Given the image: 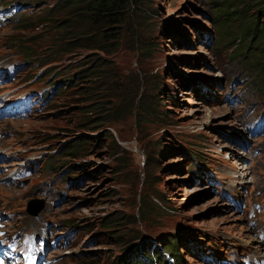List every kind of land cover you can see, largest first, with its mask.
Wrapping results in <instances>:
<instances>
[{
	"label": "rangeland",
	"instance_id": "1",
	"mask_svg": "<svg viewBox=\"0 0 264 264\" xmlns=\"http://www.w3.org/2000/svg\"><path fill=\"white\" fill-rule=\"evenodd\" d=\"M56 2L0 0V98L23 105L0 121L6 250L24 255L30 233L52 264H264V89L244 60L249 24L216 23L243 6L148 0L104 53L69 41L65 16L43 21ZM21 36L68 43L25 62Z\"/></svg>",
	"mask_w": 264,
	"mask_h": 264
},
{
	"label": "trees",
	"instance_id": "2",
	"mask_svg": "<svg viewBox=\"0 0 264 264\" xmlns=\"http://www.w3.org/2000/svg\"><path fill=\"white\" fill-rule=\"evenodd\" d=\"M146 1L148 0H57L55 5L42 18L47 25H51L54 24L53 20L57 15L65 16L67 18L65 20L66 27H70V30L73 29V33L67 34L69 41L72 38L75 40L82 39L93 45L94 50L109 53V48L121 43L124 30L128 27L133 14L136 12L135 10L140 9ZM228 2L232 6L231 8H234L235 5H241L243 6V10L236 12L237 14L231 13L230 15H226L225 13L230 7L222 5L217 10L219 12L216 23L219 25V29H222L237 19L242 20L243 17V22L249 24L244 28V35L241 38L249 40V44H253L254 47H249L251 49L250 55L247 56L245 54L244 60L249 65H252L251 69L257 75L256 79H261V86L264 89V20L260 21L259 17H249L246 19L247 14L244 12V8L248 5L259 7L258 14L264 12V0H228ZM38 26H26L21 31L26 34L30 29ZM70 35H73V37H70ZM39 41L41 40H31L25 38V36H21V38L16 40L25 62L32 60L39 62L43 50L51 51V57H53L57 49L60 50L62 48L64 42L68 43L66 38H63L61 41L54 39L50 47H41L39 50L33 49V46ZM73 49L75 48H68L69 51ZM52 62L53 60H48L42 62L41 65L42 67H47ZM77 147V145L72 146L71 149L76 150ZM167 247L170 248L169 254L179 262L176 242L169 243ZM154 255L152 256L154 257ZM152 256L148 254V260ZM144 262L145 260L141 259L137 264H144Z\"/></svg>",
	"mask_w": 264,
	"mask_h": 264
},
{
	"label": "bare ground",
	"instance_id": "3",
	"mask_svg": "<svg viewBox=\"0 0 264 264\" xmlns=\"http://www.w3.org/2000/svg\"><path fill=\"white\" fill-rule=\"evenodd\" d=\"M1 78V77H0ZM1 158H2V155H0V160H1ZM244 170H246V171H249V168H248V166L246 167V168H244ZM246 175H248V172L246 173ZM235 209H236V207H235ZM238 209V208H237ZM51 226H49V229L47 228V230H46V237L47 238H49L50 237V235H52V236H55L56 235V230L55 229H51L50 228ZM251 230V229H250ZM67 242H61L60 240H58L57 241V246H59V244H66ZM224 264V263H223ZM228 264H238V262H237V258H233V259H231V258H229V263Z\"/></svg>",
	"mask_w": 264,
	"mask_h": 264
},
{
	"label": "water",
	"instance_id": "4",
	"mask_svg": "<svg viewBox=\"0 0 264 264\" xmlns=\"http://www.w3.org/2000/svg\"><path fill=\"white\" fill-rule=\"evenodd\" d=\"M41 210V208H39L38 210H36V211H33V214L35 215V216H37L38 214H39V211Z\"/></svg>",
	"mask_w": 264,
	"mask_h": 264
}]
</instances>
